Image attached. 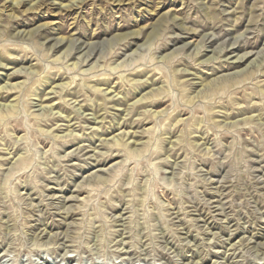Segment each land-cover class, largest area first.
Listing matches in <instances>:
<instances>
[{
    "label": "rangeland",
    "instance_id": "1",
    "mask_svg": "<svg viewBox=\"0 0 264 264\" xmlns=\"http://www.w3.org/2000/svg\"><path fill=\"white\" fill-rule=\"evenodd\" d=\"M0 62V264H264V0H0Z\"/></svg>",
    "mask_w": 264,
    "mask_h": 264
},
{
    "label": "bare ground",
    "instance_id": "2",
    "mask_svg": "<svg viewBox=\"0 0 264 264\" xmlns=\"http://www.w3.org/2000/svg\"><path fill=\"white\" fill-rule=\"evenodd\" d=\"M23 3L22 2H18L17 4H16V6H13V7H11V10L12 9H18L21 5H22ZM38 7H39V5H33V6H29V8L26 10V12H24V13H34L37 9H38ZM50 25H52V24H50ZM49 26V25H48ZM44 27V26H43ZM135 33V32H134ZM132 34L133 36L132 37H138V35L139 34H137V33H135V34ZM29 38V37H28ZM57 39H59L60 41L58 42V41H56L57 43H56V45H59L61 42H63V41H67V40H65V38H63V37H61V38H57ZM126 39V38H125ZM237 41V40H236ZM201 42V41H200ZM188 43H190V42H188ZM54 44V43H53ZM53 44H51L52 46H49V48H54V50L53 51H57V50H59V46H57L56 47V45H55V47L53 46ZM190 44H192V43H190ZM200 45V44H199ZM198 45V46H199ZM234 45V44H233ZM201 48V47H200ZM199 51V50H198ZM229 51V50H228ZM230 53V52H229ZM228 54V53H227ZM196 55V54H195ZM231 55V54H230ZM246 54H244L243 56L241 55V57L240 58H237V55L235 56V57H232V58H234L233 59V61H232V63L234 64V65H236L238 68L239 67H245L244 65H246V62H248L249 60H250V57L251 56H245ZM224 56L226 57V58H228V55H226V54H224ZM232 56H233V54H232ZM232 58H228V59H232ZM251 61V60H250ZM200 63H204V61H201ZM249 65V64H248ZM0 68H2V69H4L5 68V65H3L1 62H0ZM247 68V67H246ZM23 70H25L24 68H22V69H20V70H17V74H19V75H23V74H26V75H29V74H32V72H30L29 70L30 69H28V73H24V72H22ZM26 71H27V69H26ZM242 72H243V69H240V70H238V71H236V72H234L233 74H232V76H230V74L229 75H227L226 76V78H228V80H226L225 81V85H228V83L232 80V82H233V80L234 79H236V77H237V75H242ZM246 72V71H245ZM243 74H245V73H243ZM245 76V75H244ZM76 77V76H75ZM75 77H73L72 78V80H74L75 79ZM7 84H5V85H3V86H1L0 87V91L1 90H3V89H5L4 87L6 86ZM21 86V84H16V85H9L8 87L9 88H11V89H13V88H18V87H20ZM232 86V85H231ZM230 86V87H231ZM54 87H56V86H54ZM54 87H52V89L51 90H53L54 89ZM13 107H14V105H12V104H7V105H1L0 104V112H3V111H5V112H9L10 110H13ZM43 108L44 110H46L47 109V107L46 106H40V108ZM40 110V109H39ZM42 110V109H41Z\"/></svg>",
    "mask_w": 264,
    "mask_h": 264
}]
</instances>
